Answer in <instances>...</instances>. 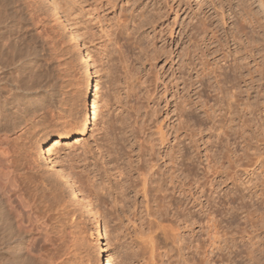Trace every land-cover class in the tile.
Here are the masks:
<instances>
[{"label": "rangeland", "instance_id": "1", "mask_svg": "<svg viewBox=\"0 0 264 264\" xmlns=\"http://www.w3.org/2000/svg\"><path fill=\"white\" fill-rule=\"evenodd\" d=\"M52 1L11 0L21 27L14 42L23 55L6 64L0 77V166L13 165L20 180L25 201L16 205L32 238V264L91 263L93 237L87 215L39 152L44 141L76 122L83 65L66 22L76 27L97 59L100 94L90 133L81 145L64 150V163L100 212L112 242L111 264H179L183 240L189 244L200 239L207 247L213 235L218 241L223 234L217 243L222 249L210 254L212 264H264V0ZM202 24L206 33L199 27ZM213 31H218L219 41ZM153 49L158 53L152 55ZM202 51L208 52L213 66L226 51L231 53L218 64L232 74L238 89L229 84L224 92L226 96L240 92L242 97L241 106L233 104L235 122L227 135L208 129L212 124L206 122L204 101L211 99L213 104L219 98L223 103L226 96L201 85ZM213 77L204 82L213 79L215 84ZM7 100L13 102L3 107ZM181 101L189 104L183 118L177 109ZM226 111L225 107L216 113L217 125H230ZM180 120L185 122L184 152L196 159V169L189 175L191 162L186 161L189 169L182 176L187 179L186 197L178 193L168 216L162 218L161 206L151 200L149 208L143 196L128 188L124 173L129 170V156L144 149L137 143L140 137L157 147L159 131L164 129L170 135L169 147H175ZM136 121L143 134L138 135ZM211 160L218 170L207 169ZM213 199L216 227L204 216L194 228L180 226L183 240L178 245L174 243L178 231H168L170 238L165 237L162 228L174 225L177 212L187 206L206 211Z\"/></svg>", "mask_w": 264, "mask_h": 264}, {"label": "bare ground", "instance_id": "2", "mask_svg": "<svg viewBox=\"0 0 264 264\" xmlns=\"http://www.w3.org/2000/svg\"><path fill=\"white\" fill-rule=\"evenodd\" d=\"M53 1H55V0H53ZM54 3H57V2H54ZM53 5H56V4H53ZM12 6L13 5H12L11 0H0V77H1V73L4 72V68L6 67V64L10 63L11 61H14L17 58L22 59V55H23V54H19V48L15 44L16 42H14L15 41L14 39L16 38V37H14L15 33H16V31L18 32V30L21 27H19L17 14H16V11H14L15 9L13 10ZM57 6H59V5H57ZM57 10H58V8H57ZM61 14H63V13L61 12ZM18 15H19V13H18ZM158 15H160V13H158ZM63 16H64V14H63ZM63 19H64V17H63ZM60 22H61V20H60ZM201 23H202V21H201ZM64 24L66 25L65 30L67 29L70 32V36L72 38V41L79 48V50L81 52V56H82L81 61H82L83 66H81L82 67L81 72H82V76H83L82 78L83 79H82V84L80 87L81 89L79 91L80 93L78 94L79 96L77 99L78 100L77 106L75 109L76 110V113H75L76 114L75 115L76 116V118H75L76 122L71 126V128L66 129L63 132V134H59L55 138H50V139H47L46 141H44V143H43L44 150L42 152L39 149V152H40V156L43 157L42 158L43 163H44V161L46 163H48L49 169L52 171V173H54L56 175L57 179H60L62 181V183L66 185L65 187H67L69 192H71V193L74 192L75 199L78 200L77 204L79 203L81 205L80 208L81 207L83 208L84 212L82 211V213H86L85 215H87V219H88V222L91 226L90 230L92 232V237H93L92 245L90 242V245H91L90 248H92V251H91L92 254L90 255L91 256V263L90 264H111V244L110 243H112V242L109 241L108 233H106L104 231L105 226L102 225L103 221L101 220L100 212H99L98 208H96L97 206L94 204V202L92 200H90L89 197L87 195H85V193L75 183V179L73 180V177H71V175L69 173L70 171L68 172L67 168L65 167V163H64V157H63L64 150L66 148H71V146L72 145L74 146L75 144L81 145V143L84 141L86 135H88L90 133V129L92 126V113L94 111L93 110L94 104H95V101H96L98 94H100L99 93L100 92V83H99V78H98L99 73H98L97 63H96L97 59H95V57H94L95 55L91 52L92 50L90 51L86 47V45L83 44V42L81 40L82 37H80V33H78V31L75 30L76 27L74 28L73 26H70V23H68V22H66ZM128 24H129V22H128ZM202 25L203 26H199V27H201V30L203 29V32L206 33V31H204V29H205L204 25L205 24H202ZM202 27H204V28H202ZM206 29H208V28H206ZM216 30L217 29H215V31ZM213 33H214V31H213ZM217 33H218V31L214 33V39L216 38V41H219L220 37L218 36ZM235 40H237V39H235ZM225 46H227V49H229L228 48L229 44H225ZM200 48H201V46H200ZM207 51L209 52V49H207ZM207 51H202V54H201L202 59L200 58L201 59V65L203 68V70H202L203 71L202 72L203 78L200 77L201 78L200 83H201V85H203L205 88H208L209 90L213 89L214 92H216L217 96L221 97V95H224V97H225L226 92H224V90H225L226 86H228L229 84H231V85L233 84V89L236 90L235 88H237L235 86L236 82L234 83V81H235L234 77L231 76L232 74L231 75L226 74V71L225 72L223 71V68H224L223 64L220 65L221 62H225L230 58L231 53L226 51L223 58L220 60V62H218L220 64L216 63L213 66V64L211 65L210 61L208 60V57H207L208 52ZM157 53L158 52L156 51V49L151 50L152 55H155ZM210 53H211V51H210ZM25 60L28 61L27 59H25ZM19 62H20V60H19ZM22 64H24V66H23L24 68H28V65H26L25 61ZM134 68L135 67L131 66L129 68L130 69L129 72L132 73L134 71ZM206 77L215 78L214 79L215 84L212 83L213 79H211V80L208 79V81L205 83L204 79ZM236 81L238 82V80H236ZM213 85H215V86H213ZM228 91H229V89H228ZM239 93H235L233 96H226L225 100L223 101V103L226 105H223L222 101L219 102V100H221L219 98H216V100L214 99L213 104H212V102H210L211 99L204 101L205 110H203V112L205 113V115L207 117L206 122L209 121L212 124V125H210V127H208L209 130L219 131L220 135L222 136L224 134L227 135L226 130L229 131L230 129H232V124H234V122H235V114H234L235 109H233V104H236L237 107L241 106L240 96L242 93L241 94H239ZM202 98H203V96H202ZM211 98H213V97H211ZM39 101H40V99H39ZM12 102L13 101H11V100L5 101L4 102L5 105L3 107L7 106V104L8 105L11 104ZM190 104H191V102H190ZM244 105H245V103H244ZM249 105H248V107L247 106L246 107L249 108ZM188 106H189V104L184 105L183 101L180 102V105L177 108L179 110L178 115L180 118L184 117V114L187 111ZM225 107L227 110L226 115H229L227 123L230 122V125L228 126L226 123H220L217 125L218 121L216 120V118H218V116L216 115V113L218 111H222L223 109H225ZM136 108L138 109L139 106ZM141 109L143 110V107H141ZM1 111L2 110H1V105H0V115H1ZM13 113H14V111H13ZM232 114H234V115H232ZM135 123L137 125L138 135L141 133L143 134V132H140V129L138 126L140 121H136ZM184 125H185V122L182 120L180 122L178 128L176 129V137L175 138L177 140V144L175 147H171V148L169 147L170 135L164 129L159 131L160 137L158 139L159 144L157 147H155L154 144L151 145L148 142V139L147 140L144 139V142H143V138L140 137V139L137 141V143L138 142L142 143L141 148H144L143 149L144 151L140 149L141 151H139V153L137 155L131 154L132 156H129L130 157L129 170L126 173H124L126 182L127 181L130 182L127 185L128 188L133 189L135 191V193H137L136 195L140 194L141 196H143L142 198H144L146 200L149 208H151L150 206L153 203H155V204L157 203L159 205V208L161 206L160 209L163 208V210L159 209V211L161 212L160 214L162 215V218L165 216H168L169 212H167V211L171 209V207L174 203V199L178 193L180 196L183 195L184 197H186V194H187L186 185L187 184L185 181L187 179L185 181L182 180V179H184V178H182V176L184 175V173L186 174V169H189L188 167H190L189 173H188L189 175H190V173H194V171L196 169V165H195L196 159L189 156L188 153L184 152V150H185L184 144H183L184 141L181 140L182 139L181 138L182 137V128L184 127ZM200 129H202V124L200 125ZM0 130H1V126H0ZM224 141L225 140H223V142ZM221 143H222V141H221ZM208 160H209V157L207 158V161ZM168 161H169V165L165 164ZM186 161L191 162L187 168H185ZM7 162H8V160H7ZM5 164H6V162H5ZM2 166L3 165L0 166L1 167L0 168V264H32L33 260H32L31 256H32V252H33V247H32V244L29 245V240H31L32 238L30 239V236L29 237L27 236V233L25 231V230H27V228H26L27 222H26V225L24 227V224H25L24 220H23L24 218L21 219L22 218L21 216L24 214L21 213L22 209L18 208V206L21 207L22 205H24V201H25L23 199L22 193H21L23 191H21L20 184H18V181H20V180H18L16 178L14 171L11 169L12 168L11 166H13V165H11L10 167L9 166L8 167L7 166L2 167ZM164 166H166L165 169H164ZM15 168H16V166H15ZM211 168H216L218 170L219 166L217 165V163L215 161L211 160V161H209V163L207 165V169H211ZM118 172H119V175L122 176L123 171L120 169ZM133 174L137 175V177L134 178ZM191 177H192V175H191ZM196 181H198V180H196ZM125 189H124V192H127V190L125 191ZM151 200H154V202L152 201L153 202L152 204H150ZM17 202L20 205L18 204V206H17L16 205ZM180 202L178 203V205H180L182 207L183 204H182V202L181 203ZM207 202H209V200H207ZM214 203H215V199H213L210 202V204L208 206H206V208L208 207L206 209V211H204L203 208L201 210H196V206L189 209V208H187L188 206L186 205L187 206L186 208H184L183 210H180V212H177L176 219H175V221H173L174 225L170 224V225H167L164 228H162L166 232L165 237H169L168 231H178V233L176 235L174 234L175 238H176V239H174V241H175L174 243H175V245H178V242L183 240L181 238V233H179V231H181L180 226L182 224H188L189 228L191 226L194 228L195 226L200 225L201 218H204V216L206 217V219H204V220H207L206 222L213 224L216 227L217 225H215V222L217 220L215 221V219H217V218L214 216V213L216 214L217 211H214L215 210L214 205H213ZM25 207H27V206H25ZM171 211H173V210H171ZM152 214H153L152 215L153 217H155L156 219L158 218L157 217L158 211L157 212L154 211ZM253 215H254V212L250 213L249 217H252ZM216 216H218V215H216ZM262 217H263V215H262ZM262 217H261V219H262ZM87 219H86V221H87ZM169 220H171V219H169ZM263 220H264V217H263ZM168 222L170 223L171 221H168ZM261 222H263V221H261ZM161 224H163V223H161ZM161 224H160V227H161ZM189 228L187 227V229H189ZM27 232H29V230H27ZM226 233L227 232H225V234ZM218 235H220V234L218 233ZM227 235H229V234H227ZM220 237H224V234H223V236H219L218 241H217L216 235H213V237L211 238V242L209 243V245L207 247H205L204 244H201V240L199 238H198L199 240L194 239L195 240L194 242H191L189 240V242H190V243L188 242L189 244H187L186 242L184 243L183 242L184 240H183L181 243H179L180 244L179 245V250H180L179 258L181 257V261H179L180 259L178 260L179 264H212L213 260L210 257V254H213L215 250L219 251L222 249V247H220L219 245L217 246V243H219L221 241ZM253 246H255V245H253ZM30 249L32 251H30ZM261 252H262V250H261ZM251 253H254V251ZM249 256H250V254H249ZM252 257L254 258V256H252ZM215 263H217V262H215ZM223 263H224V260H223Z\"/></svg>", "mask_w": 264, "mask_h": 264}, {"label": "water", "instance_id": "3", "mask_svg": "<svg viewBox=\"0 0 264 264\" xmlns=\"http://www.w3.org/2000/svg\"><path fill=\"white\" fill-rule=\"evenodd\" d=\"M43 150H44V148H43Z\"/></svg>", "mask_w": 264, "mask_h": 264}]
</instances>
